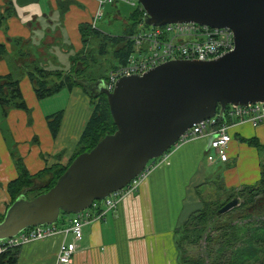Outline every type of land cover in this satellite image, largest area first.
Listing matches in <instances>:
<instances>
[{"label": "crops", "instance_id": "1", "mask_svg": "<svg viewBox=\"0 0 264 264\" xmlns=\"http://www.w3.org/2000/svg\"><path fill=\"white\" fill-rule=\"evenodd\" d=\"M60 1L66 0H37L19 7L11 0L6 25L0 26V44L4 49L0 55V75L9 73L3 60L9 54H13L11 59L18 66L37 59L45 62L50 59L57 64V60L67 58L69 64L62 70L70 69L71 57L81 47L78 25L92 23L86 12L96 11L98 2L69 0L68 7L62 11ZM6 8V0H0V12ZM102 10L114 18L121 14L118 7L108 4ZM18 49L26 55L19 56ZM22 82L31 91L32 119L23 111L11 110L5 128L17 145L19 158L31 175L53 165L65 166L88 119H84V104L91 105L90 99L80 87L68 90L64 106L60 107L63 115L57 134L52 137L45 115L34 107L38 100L32 83L27 78L18 80L23 99ZM227 121L231 138L225 149V160H220L212 149L207 150L209 137L189 139L171 147L150 163L135 193L121 191L115 209L82 227L72 264H178L174 229L192 211L202 207L198 194L206 188L236 189L259 179L260 164L264 162V122L254 126L247 120ZM248 139L259 147L247 143ZM207 154L213 156L212 161L207 160ZM14 156L0 129V216L10 203L7 183L17 176ZM91 212L95 214L97 209L91 208ZM70 218L71 215L61 216L57 226L64 228ZM72 240L71 233L57 232L22 244L16 264H59L60 244Z\"/></svg>", "mask_w": 264, "mask_h": 264}, {"label": "water", "instance_id": "2", "mask_svg": "<svg viewBox=\"0 0 264 264\" xmlns=\"http://www.w3.org/2000/svg\"><path fill=\"white\" fill-rule=\"evenodd\" d=\"M137 1L147 25L227 27L234 48L213 60H168L140 75L119 77L111 88L106 79H76L89 97L106 96L115 130L76 155L47 191L32 198L26 195L29 188L18 192L0 220V241L26 228L55 224L61 214L79 213L122 190L193 124L216 114L223 118L227 106L264 102V0ZM237 203L233 197L217 213Z\"/></svg>", "mask_w": 264, "mask_h": 264}, {"label": "trees", "instance_id": "3", "mask_svg": "<svg viewBox=\"0 0 264 264\" xmlns=\"http://www.w3.org/2000/svg\"><path fill=\"white\" fill-rule=\"evenodd\" d=\"M6 3V14L0 13V24L12 9L11 0H6ZM58 4L64 11L69 0L60 1ZM117 4L108 5L117 8ZM128 18L133 23L126 24L118 34L103 32L92 26L91 22L79 23L81 47L71 57L72 65L69 70L46 69L34 65L28 71V78L37 99L51 96L63 88L71 90L73 87H80L86 93L76 79H106L109 71L123 65L132 51L130 35L137 25L143 22L142 12L138 8H133ZM3 52V45L0 44V55ZM17 53L19 56L26 55V52L19 49ZM89 99L92 105L91 113L76 143L75 151L65 166L53 165L31 175L22 160L14 157L17 176L6 186L10 203L18 192L26 188H29L27 197L29 191H33L34 196L47 191L76 155L91 149L103 135L115 130L106 96L99 94ZM0 105L3 110L12 106L27 110L18 79L10 73L0 75ZM62 115L63 111L59 110L45 117L52 137L57 134ZM246 142L259 147L254 140L248 139ZM216 189L218 195H221V200H206L203 193L198 194L202 207L192 211L186 220L174 229L178 264H264V162L260 164L259 179L254 184L229 190L219 187ZM233 197L238 198L237 205L224 213H217V210ZM187 246L199 247L202 251L190 254L187 252ZM19 248L20 245H17L1 252L0 264H16Z\"/></svg>", "mask_w": 264, "mask_h": 264}, {"label": "built area", "instance_id": "4", "mask_svg": "<svg viewBox=\"0 0 264 264\" xmlns=\"http://www.w3.org/2000/svg\"><path fill=\"white\" fill-rule=\"evenodd\" d=\"M97 2L98 8L93 14L92 26H94L95 20L103 15L102 7L106 4L126 3L132 8H138L142 12V16L145 15V11L137 0H97ZM130 38L133 46L126 62L107 74L106 80L110 88L119 77L140 75L168 60H213L234 48V35L231 29L211 27L196 22H171L162 25H147L141 22ZM231 118H236L238 121L247 120L256 126L264 122V102L250 103L244 106L229 105L225 108L223 118L216 114L209 119L193 124L181 135L176 145L189 139L211 136L207 150L212 149L220 160H225V149L231 138L227 120H231ZM206 157L208 161L213 160L211 154H207ZM150 165L147 164L144 171L129 181L122 190L111 193L102 201L95 200L88 208L72 214L64 228H59L56 223L26 228L13 237L1 240L0 253L7 248L41 240L57 232L71 233L73 240L62 242L59 246L57 263L72 264L77 247L76 242L82 236V227L93 220L101 219L107 211L115 209L121 191L129 194L135 193ZM91 208L98 209V212L93 214Z\"/></svg>", "mask_w": 264, "mask_h": 264}, {"label": "rangeland", "instance_id": "5", "mask_svg": "<svg viewBox=\"0 0 264 264\" xmlns=\"http://www.w3.org/2000/svg\"><path fill=\"white\" fill-rule=\"evenodd\" d=\"M117 5H118L117 7L119 8V10L121 12L120 17L119 18H114L110 14H107L106 11H105V13H103L102 16H100L99 18H97L95 20V26L97 28H99L100 30H102L103 32H106V33L118 34V33L122 32V30L126 27L125 26L126 24L133 23L132 20H130L128 18L130 13L132 12L133 8L128 6L126 3H123V4L122 3H118ZM104 10H105V8H104ZM93 11L94 10H92L91 12H89V11L86 12L87 18L89 20H91V21H92V18H93V14L95 12V11L94 12ZM0 13H2V12H0ZM3 13L6 14V12H4V11H3ZM89 13H92V14L90 15ZM2 25L3 26L6 25V17L2 20L0 26H2ZM14 47H16V45H14ZM15 51L16 50H14V52ZM12 55L13 54H9V55L5 56L3 60L6 63V67L8 68V72L11 73L13 75V77L18 79L19 82L23 78H27L29 80L28 71H30L33 68L34 65L39 66V67H43V68H46V69H51V68L57 69V67H58V69H62V68H66L67 65L69 64L67 58H64V61L62 59H59L61 62L59 60H57V62H58L57 64H54L50 59H48L47 62L42 61V60L39 61L37 59V60H34V61H30V62L26 61V62H24L23 65L18 66V65H15L13 60L11 59ZM21 84H22V87H23L22 88L23 93L25 95L24 102H25L27 110L23 109V108H17V107H14V106L7 107V108H5V110H3V108L0 105V129H1V135H2V137L4 139V141H5V144H6L7 148H10V153L15 155L14 157H21V155H20L19 151L16 149L17 145L14 144V140L11 138V136L5 130V128H7V121H6L7 115L9 113V111H11V110H20V111L25 112L29 119H32L31 118L32 117L31 116V109L33 107V103H31V100H30L31 91L27 88V84L25 82H22ZM62 90L63 91H61L57 95L54 94L52 96H47V97L42 98V99H36V100H38V102L34 104V107H35L36 111L37 112L38 111L42 112L45 115V117H46V115H49L50 113H53V111H57V110L62 109L60 107L64 106V102L67 99V95L66 94H68V89L64 88ZM86 96L88 97L87 94H86ZM61 102H63V103L61 104ZM51 106L55 107V109H53ZM84 106L86 107V113L84 115V119H87L89 114H90V112H91V105L84 104ZM47 112H49V113H47ZM151 162H152V160L149 161L148 164H150ZM207 170H208V168H207ZM218 173L220 175L221 172L218 171ZM213 180H216V179H213ZM206 189H203V194H204L203 196L205 197L206 200H214V199H220L221 200V195H218L219 193H217L214 190V188H206ZM33 196H34L33 191H29L28 192V197H33ZM63 215H67V214H61L60 217L58 218L56 224L60 223V218ZM201 251H202V248L199 249V247L197 248V247L187 246V252L190 253V254L195 253V252L199 253ZM202 254H204V253L202 252Z\"/></svg>", "mask_w": 264, "mask_h": 264}]
</instances>
